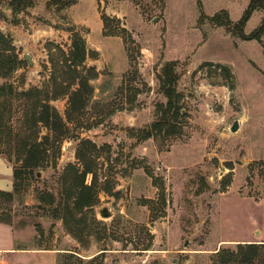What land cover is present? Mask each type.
I'll return each instance as SVG.
<instances>
[{
    "label": "rangeland",
    "instance_id": "obj_1",
    "mask_svg": "<svg viewBox=\"0 0 264 264\" xmlns=\"http://www.w3.org/2000/svg\"><path fill=\"white\" fill-rule=\"evenodd\" d=\"M28 1L0 3V264H222V251L264 245V55L211 23L219 12L237 22L249 0ZM168 62L174 128L148 136ZM37 101L56 128L38 122ZM45 136L43 160L21 167L26 143ZM85 168L92 202L75 209Z\"/></svg>",
    "mask_w": 264,
    "mask_h": 264
},
{
    "label": "trees",
    "instance_id": "obj_2",
    "mask_svg": "<svg viewBox=\"0 0 264 264\" xmlns=\"http://www.w3.org/2000/svg\"><path fill=\"white\" fill-rule=\"evenodd\" d=\"M2 1L6 0H0V3ZM11 5H17L18 7L21 5V3L26 1V6L29 3L28 0H8ZM76 0H49V4L52 6H70L75 3ZM262 11L264 14V0H249V4L245 11L243 12L241 18L235 22L232 23L228 17L227 14L224 12H219V14H216L211 18V23L213 26H223V28L226 30L228 34H230L232 37H237L242 41H249V40H255L258 43L261 44L262 52L264 55V44L261 43L262 37L264 36V17L262 18L260 25L251 33L245 35L243 33V28L250 18L251 14L254 11ZM5 40L3 35L0 33V45H3V50H7L5 48ZM72 53L70 56L71 62L74 64L83 62V59L85 57V47L81 40H76L72 42ZM174 67L175 62H168L166 63L163 68L161 69V72L158 76L159 80V87L161 94L166 99L165 105L162 109H160V121L153 124L150 128L149 133H147L148 136L156 133L165 132L166 134H169L174 126L170 124L168 121L172 118V115L176 111V90H175V75H174ZM11 92V87L8 88ZM5 90L6 88L1 85L0 86V105H4L8 100L3 98L5 96ZM77 91H73L71 93V98L77 97L78 94ZM39 92L35 89L28 90L22 93L23 97L30 98L33 94H38ZM77 100V99H76ZM40 102V103H39ZM37 104L40 106L41 110L39 112V120L38 122H41V124L48 130L54 129L57 126V122L59 119V116L57 113L53 110H50L49 106L46 104H42L41 101H37L35 104H33L34 112L37 109ZM35 115V114H34ZM48 139V136H45L43 140L39 143L33 142L25 145V153L23 154L24 157L22 159H19L21 167H24L26 169L35 168L38 166V164L43 160V157L45 155V149L42 147L44 144V141ZM37 156H39L37 158ZM77 156L84 160L86 162V159H84V156L78 152ZM31 170V169H30ZM92 174V171L90 169H83L82 172L78 173L75 172V176L77 178V184L73 186V188L70 189V196L74 197L73 207L75 209H82L84 207H89L91 205V195L90 191L92 189L91 186L84 185V176L86 174ZM18 171L14 172V177L17 179ZM43 200L51 201L53 202V197L49 194L41 195ZM71 200V198H70ZM72 210L69 208V204H67L65 211ZM0 222H2L0 220ZM264 248V245H257V244H246V245H238L239 252H229V251H222L221 252V263L222 264H261L263 261L261 259V247ZM245 251H240V250ZM247 250V251H246Z\"/></svg>",
    "mask_w": 264,
    "mask_h": 264
},
{
    "label": "water",
    "instance_id": "obj_3",
    "mask_svg": "<svg viewBox=\"0 0 264 264\" xmlns=\"http://www.w3.org/2000/svg\"><path fill=\"white\" fill-rule=\"evenodd\" d=\"M24 59L27 61L28 66H31V65H32V61H31V59H30L28 56H25ZM237 128H238V124L235 122V123H233V125L231 126L230 131H231V132H235V131L237 130ZM101 215H104V214L101 213Z\"/></svg>",
    "mask_w": 264,
    "mask_h": 264
},
{
    "label": "crops",
    "instance_id": "obj_4",
    "mask_svg": "<svg viewBox=\"0 0 264 264\" xmlns=\"http://www.w3.org/2000/svg\"><path fill=\"white\" fill-rule=\"evenodd\" d=\"M263 17H264V14H263ZM0 160H1V159H0ZM8 170H10V169H7V168H6V169H5V171H6L5 173H7ZM3 172H4V169H0V180H2V178L4 177ZM1 183H2V182H0V185H1ZM0 188H1V186H0ZM0 226H1V225H0Z\"/></svg>",
    "mask_w": 264,
    "mask_h": 264
}]
</instances>
